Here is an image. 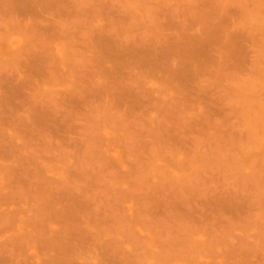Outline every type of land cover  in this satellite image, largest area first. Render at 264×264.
Instances as JSON below:
<instances>
[{
    "label": "rangeland",
    "instance_id": "374dc122",
    "mask_svg": "<svg viewBox=\"0 0 264 264\" xmlns=\"http://www.w3.org/2000/svg\"><path fill=\"white\" fill-rule=\"evenodd\" d=\"M0 188V264H264V0H0Z\"/></svg>",
    "mask_w": 264,
    "mask_h": 264
},
{
    "label": "bare ground",
    "instance_id": "6f19581e",
    "mask_svg": "<svg viewBox=\"0 0 264 264\" xmlns=\"http://www.w3.org/2000/svg\"><path fill=\"white\" fill-rule=\"evenodd\" d=\"M33 32H34V31H33ZM32 36H33V35H32ZM56 37H57V36H56ZM59 37H60V38H58V39H61V38H62V36H59ZM55 39H57V38H55ZM12 44H13V43H12ZM9 46H10V45H9ZM10 47H11V46H10ZM12 47H13V46H12ZM15 48H16V47H15ZM57 48H58V47H57ZM17 51H18V50H17ZM50 51H51V50H48L46 56H50V54H48ZM54 51H57V50H54ZM59 51H60V50H59ZM59 51H57V54L59 53V56H60V55H62V54H60ZM61 51H62V50H61ZM45 58H47V57H45ZM51 58H52V56H51L49 59H51ZM56 61H57V59H56ZM55 63H56V62H55ZM58 64H59V63H58ZM57 67H58V66H57ZM123 166H124V165H123ZM0 189H1V188H0ZM7 190H8V188H7ZM1 193H2V192H1ZM1 193H0V196H1ZM2 195H4V194H2ZM1 198H2V196H1ZM76 208H77V207H76ZM77 209H80V208H77ZM69 210L71 211L72 209H69ZM61 211H62V210H61ZM61 211H59V212H61ZM72 212H74V211L72 210ZM63 213H64V212H63ZM63 213H62V214H63ZM69 213H70V212H69ZM62 214L60 213V215H62ZM70 215H71V214H70ZM63 216H64V215H63ZM71 216H72V215H71ZM74 216H75V215H74ZM64 217H65V216H64ZM64 217H63V218H64ZM59 218H60V217H59ZM63 218H62V219H63ZM9 219H10V218H9ZM65 219H66V217H65ZM71 219H73V218H71ZM75 219H76V218H75ZM11 220H12V219H10V221H11ZM10 221H9V222H10ZM48 221H49V219H48ZM66 221H68V220H66ZM71 221H72V220H71ZM7 222H8V221H7ZM49 222H50V221H49ZM19 223H20V222H19ZM62 223H63V221H62ZM66 223H67V222H65V224H66ZM68 223H69V225H67V226H70V223H71V222L68 221ZM73 224H74V223H73ZM71 225H72V224H71ZM67 226H65L64 228H66ZM44 227L48 228L47 226H44ZM44 227H42V228H44ZM70 227H71V229H72L73 226H70ZM70 227H69V228H70ZM22 229H24V228H22ZM66 229H67V230H71V229H68V228H66ZM15 230H16V229H15ZM49 230H50V229H49ZM67 230H66V232H67ZM21 231H22V230H21ZM25 231H27V230H25ZM40 231H41V230H40ZM42 231L44 232L45 229L42 230ZM71 231H73V230H71ZM75 231H76V230H75ZM15 232H20V231L17 230V231H15ZM47 233H48V232H47ZM47 233H46V234H47ZM68 233H70V232H68ZM83 233H84V232H83ZM21 234H22V233H20V235H21ZM23 234H24V233H23ZM48 234L50 235V233H48ZM71 234L73 235L74 232H72ZM85 234H86V233H85ZM18 235H19V234H18ZM20 235H19V236H20ZM15 236H16V235H15ZM15 236H13V237H15ZM26 236H27V235H26ZM26 236H25V237H26ZM28 236H29V235H28ZM45 236H48V235H45ZM45 236H44V237H45ZM53 236H55V235H52V237H53ZM11 237H12V236H11ZM16 237H17V236H16ZM72 237H73V236H72ZM47 238H48V239H51L50 236L47 237ZM73 238H75V237H73ZM1 239H2V238H1ZM17 239H18V238H17ZM53 240H55V239H53ZM53 240H51V241H53ZM75 240L77 241V240H79V238H78V239H75ZM1 241H2V240H1ZM3 241H4V240H3ZM44 241L47 242V241H49V240H44ZM44 241H42V242L45 243ZM55 241H56V240H55ZM79 241H81V240H79ZM13 242H14V241H13ZM23 242H24V241H23ZM49 242H50V241H49ZM49 242H48V243H49ZM81 242H82V241H81ZM84 242H85V241H84ZM0 243H1V242H0ZM2 243H3V242H2ZM2 243H1V244H2ZM14 243H15V242H14ZM20 243H21V242H20ZM48 243H47V244H48ZM59 243H60V242H59ZM61 243H63V242H61ZM23 245H24V244H23ZM43 245H45V244H43ZM58 245H59V244H58ZM6 246H8V244H7ZM19 246H20V245H19ZM61 246H63V245H61ZM61 246H60V247H61ZM4 247H5V246H4ZM51 247H52V246H51ZM55 247H56V245H55ZM55 247H54V248H55ZM60 247H58V248H60ZM63 247H64V246H63ZM18 248H19V247H18ZM41 248H42V247H41ZM15 249H17V248L15 247ZM19 249H20V248H19ZM19 249H18V251H19ZM43 249H44V248H43ZM43 249H42V250H43ZM46 249H47V248H45V250H46ZM61 249H64V248H61ZM7 250H8V252H9V249H7ZM48 250H49V254H50V252L59 251L60 249H58V250H55V249H54V250H53V248H49ZM18 251L16 250L15 252H18ZM43 251H44V250H43ZM60 251H61V250H60ZM60 251H59V252H60ZM62 251H63V250H62ZM44 252H45V253H48L47 251H44ZM9 253H10V252H9ZM61 253H63V252H60L59 254H61ZM1 254H2V252H1ZM49 254H48V257L50 256ZM67 254H68V253H67ZM14 255H15V253H14ZM45 255H47V254H45ZM63 255H64V254H63ZM11 256H12V255H11ZM17 256H19L18 253H17ZM64 256H65V255H64ZM64 256H63V257H64ZM2 257H3V254H2ZM15 257H16V256H15ZM15 257H14V258H15ZM67 257H68V256H67ZM16 258H17V257H16ZM55 258H57V257H55ZM58 258H60V257H58ZM2 259H3V258H2ZM5 259H6V258H5ZM49 259H50V258H49ZM62 259H63V258H62ZM7 260H9V259H7ZM1 261H2V260H1ZM4 261H5V260L3 259V262H4ZM14 261H15V259H14ZM45 261H46V260H45ZM45 261H43V262H45ZM50 261L53 262L52 259H51ZM50 261H48V263H51ZM67 261H68V260H67ZM8 262H10V261H8ZM12 262H13V260H12ZM19 262H20V261H19ZM20 263H21V262H20ZM68 263H69V261H68ZM6 264H7V263H6ZM8 264H10V263H8ZM13 264H14V263H13ZM45 264H46V263H45ZM51 264H52V263H51ZM56 264H59L58 261H57Z\"/></svg>",
    "mask_w": 264,
    "mask_h": 264
}]
</instances>
